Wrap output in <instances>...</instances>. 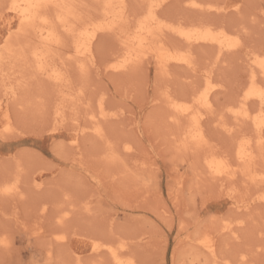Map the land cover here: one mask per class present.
Masks as SVG:
<instances>
[{"label": "rangeland", "instance_id": "rangeland-1", "mask_svg": "<svg viewBox=\"0 0 264 264\" xmlns=\"http://www.w3.org/2000/svg\"><path fill=\"white\" fill-rule=\"evenodd\" d=\"M221 1L200 0L206 6L238 3L239 10H199L189 0H168L159 10L162 19L175 25L224 28L240 44L217 62L213 46L196 43L195 71L174 66L168 74L153 60H145L114 72L108 62L121 48L120 41L102 33L94 45V66L81 72L73 62V39L64 34V45L56 48L53 61L62 65L65 90L73 97L64 103L66 120L58 132L53 127L63 99L60 88L21 58L4 66L26 81L18 100L7 102L12 133H2L0 116V189L16 180L20 192H0V264H114L108 251H92L97 242L114 248L125 243L123 259L134 264H190L192 254L200 256L196 264H264V204L251 201L262 191L240 175L234 182L217 183L207 175L203 161L207 151L234 159L239 137L254 135L248 123L228 134L217 120L233 122L228 108L240 99L248 80L247 55L264 56V0ZM6 6L0 0L2 51L7 45L2 23ZM78 7L84 20L101 14L89 1ZM143 8L141 0H127L132 23ZM19 37L9 40L20 53L27 50V38ZM168 44L184 46L173 35H168ZM207 71L216 84L215 113L205 119L211 145L187 149L179 142L180 128L187 124L175 125L167 101H183L204 87L202 75ZM104 109L110 116H100ZM92 115L98 116L101 134L91 130ZM261 153L259 166L264 169V144ZM64 211L69 214L62 218ZM62 233L68 239L59 242L56 236ZM208 239L216 244L215 258L199 242Z\"/></svg>", "mask_w": 264, "mask_h": 264}, {"label": "bare ground", "instance_id": "bare-ground-1", "mask_svg": "<svg viewBox=\"0 0 264 264\" xmlns=\"http://www.w3.org/2000/svg\"><path fill=\"white\" fill-rule=\"evenodd\" d=\"M5 1L7 3V15L3 17L2 23L6 29L4 38L7 45L5 51L0 49V88L3 93L0 95V116L3 119L1 131L4 135L13 132V126L10 122V107L7 102H16L18 100L22 83L25 84L26 81L24 79L25 76H17V72L13 71L14 69L10 73L9 71L11 70H5L4 66L13 64L19 58H21L19 59L20 62L23 60L26 63H33L35 72L39 77L50 81L60 88L63 99L62 103L56 107L54 114L56 122L53 132H58L64 126L66 120L64 111L66 106L64 103L67 99L70 101L73 96L65 90L67 77L63 68H61L62 65L60 66L53 61L54 51L63 44L64 34L65 37L67 35L73 39V42H71L73 45V62H75L81 72H85L94 66V45L102 33L115 35L120 41L121 48L108 62V67L114 72L126 71L145 60H153L160 71L168 74L174 66L195 71L196 65L193 61L192 48L196 43L205 42L213 46L217 50V62L227 51L240 47L238 41L233 40V33L224 28L215 30L211 25L187 27L179 23L175 25L162 19L163 17L160 16L159 10L168 0H141L144 8L134 23L127 17V0ZM86 1L98 5L101 11L100 16L91 17L87 20L83 19L82 15L79 14L82 9L78 5L86 6ZM189 4L199 10L204 8L216 12L220 10L226 11L230 8L234 9V11L239 10L238 3L226 7L219 6L220 3H218L219 5L206 6L201 4L200 0H189ZM13 35L18 37L26 35V51L21 50L22 52H18L15 44L9 40L10 36ZM168 35L177 37L184 46L172 47L168 44ZM19 38L21 39V37ZM21 40L23 41V39ZM249 55H247L248 80L245 87H243L240 99L232 103L228 108V114L230 113L233 122L227 123L222 117L217 122L219 127L228 134H233L235 128L243 123L250 124L255 133L253 136L244 133L238 140L236 139V155L234 159H231L228 155L207 151L208 154L204 156L203 161L207 175L210 179L217 181V183L224 184L235 181L240 175L245 183L260 188L262 192L251 201H258L260 204H264V169H260L259 166L262 154L261 149L264 144V100L260 96V93L264 91V56L255 53ZM23 58L28 59L24 60ZM32 69L34 71V68ZM202 76L205 82L204 87L194 90L190 97L183 101L177 98H168L167 101L171 108L170 117L175 125L177 124V126L181 127L180 123L184 121L187 124L180 128L181 138L179 141L187 149H205L207 144L208 146L211 145L210 142L208 143L206 135L205 119L211 117L210 114L214 112L213 92L216 84L213 83L211 72L207 71ZM252 102L257 104V107H253L254 109L251 106ZM70 106L73 108L74 104ZM105 111L104 109L101 112V117L110 116L109 111L108 113ZM91 117L93 120L91 130L101 134V128H98L101 124L97 126L98 116L92 115ZM76 140L75 138L73 143H76ZM211 148L213 150L212 146ZM129 149L130 146L127 145L126 150L129 151ZM15 181L3 185L0 192L7 196L19 195V187ZM250 205L252 204H249V207ZM238 207L242 208L239 204ZM62 213L64 214L65 211ZM67 213L65 215L62 214L64 216L62 218L69 214ZM38 230H36L37 233H39ZM233 233L235 232H232V236L234 235ZM56 238L59 242L68 239L65 233L57 235ZM199 242L202 248L210 254L211 258H215L216 244L214 240H200ZM97 243H92L91 249L94 253L105 250L112 256L114 264H134L133 260L126 262L124 261L125 258L123 259V254H125L123 250L126 248L125 243L121 244L119 248ZM192 256V264H196V262L201 260L198 254H192ZM240 261H242V258ZM244 261L247 263V260Z\"/></svg>", "mask_w": 264, "mask_h": 264}, {"label": "snow or ice", "instance_id": "snow-or-ice-1", "mask_svg": "<svg viewBox=\"0 0 264 264\" xmlns=\"http://www.w3.org/2000/svg\"><path fill=\"white\" fill-rule=\"evenodd\" d=\"M261 99L264 100V91L260 93Z\"/></svg>", "mask_w": 264, "mask_h": 264}]
</instances>
